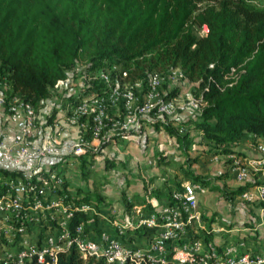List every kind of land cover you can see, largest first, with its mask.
Segmentation results:
<instances>
[{
  "label": "trees",
  "instance_id": "trees-1",
  "mask_svg": "<svg viewBox=\"0 0 264 264\" xmlns=\"http://www.w3.org/2000/svg\"><path fill=\"white\" fill-rule=\"evenodd\" d=\"M257 1L0 0L1 91L7 101L18 97L37 112L54 86L78 65L96 95L108 92L106 82L94 78L106 68H114L108 76L113 83L115 76H123L142 85L155 74L170 77L178 71L183 81L196 86L202 106L187 119L150 125L174 141L186 179L210 186L209 179L192 169V146H203L199 152L216 157L233 155L234 146L246 141H264V7ZM203 26L206 32L200 35ZM177 95L175 90L165 99ZM84 123L80 116L79 124ZM89 158L78 161L84 182ZM213 189L221 190L216 185ZM242 189L222 192L223 198L232 201ZM74 192L76 204L102 208L103 197L96 191ZM154 192L173 201L171 191ZM80 222L87 227L85 233L98 228L96 215L75 213L71 227ZM57 264L108 263L82 260L72 247L58 255Z\"/></svg>",
  "mask_w": 264,
  "mask_h": 264
},
{
  "label": "built area",
  "instance_id": "built-area-1",
  "mask_svg": "<svg viewBox=\"0 0 264 264\" xmlns=\"http://www.w3.org/2000/svg\"><path fill=\"white\" fill-rule=\"evenodd\" d=\"M260 4L264 7V2ZM201 32H206L205 26ZM101 79L107 82V77ZM157 84V78L152 76L150 87L154 89ZM172 102L164 103L160 110L170 113ZM0 107L4 110V122L14 128L9 145L4 144L6 135L0 139V264H57L58 255L72 247L82 260L103 259L108 264H264L262 244L253 248L238 241L218 246L197 237L199 232L194 231L201 230L204 224L197 196L204 190L193 182L181 184L170 205L145 215L138 213L134 221L127 215L112 221L113 232L85 233L87 227L82 222L71 227L75 213L98 216L97 211L89 204H76L77 197L65 185L58 169L38 164L62 150L67 155L58 162L70 163L75 158L78 165L79 158L86 155L82 147L87 141L82 137L70 147L51 138L50 142L36 146L34 108L18 97L7 101L1 88ZM83 114L79 111L78 117ZM96 124L88 126L94 139L98 136ZM255 151L260 156L257 164L264 165V144H258ZM3 170L9 175H4ZM233 174L234 180L241 183L248 178L249 171L237 167ZM261 178L254 191L243 195L247 199L255 196L264 204V173ZM263 225L261 221L258 227ZM143 228L151 231L147 243L129 244L134 236L130 233Z\"/></svg>",
  "mask_w": 264,
  "mask_h": 264
},
{
  "label": "rangeland",
  "instance_id": "rangeland-1",
  "mask_svg": "<svg viewBox=\"0 0 264 264\" xmlns=\"http://www.w3.org/2000/svg\"><path fill=\"white\" fill-rule=\"evenodd\" d=\"M201 33L200 31L199 34ZM113 70L114 68H106L94 74L95 79L107 77L108 92L99 96L89 91L90 83L82 76L81 65L68 74L66 81L58 83L51 90V97L37 109L33 139L35 145L40 146L50 142L51 138H57L61 146L71 147L83 137L87 144L82 147V151L86 154L89 152L91 162V166L85 168L86 172H89L87 178L94 181V186L104 197H108V200L117 197L120 199L123 191L129 196L139 190L142 194L143 187L150 185L161 193L180 192L181 184L191 182L186 179L183 168H180L184 161L183 157L174 141L162 130H154L150 122L187 119L197 113L202 103L200 98L195 96L196 86L183 81L178 71H174L170 77L153 75L158 82L154 89L150 87L149 81L145 85L131 84L124 80L123 76H115L116 80L113 83L108 78ZM175 90L178 91V95L171 99L173 101L171 112H162L161 106L169 102L165 97ZM70 98L71 102L68 100ZM78 107H81V110H77ZM79 111L85 113L84 126L78 124ZM0 119L3 128L6 122L4 117ZM90 121L94 124L99 123L96 124L98 128L96 139L90 136L88 128L91 125ZM258 144H264V141L258 139ZM100 145L104 147L102 150L98 149ZM257 145H251L246 141L234 146L233 155L216 157H206L199 152L204 149L203 146L195 145L189 150V154L194 157L192 169L197 175L209 179L211 183L206 197H209L212 206L201 203L204 205H201L202 207L209 209L204 213L205 217L211 216L210 221H207L208 225L216 223L220 227L228 224L240 227L249 226L247 221L252 216H256V220L264 219V204L258 202L255 196L247 199L243 195L245 192L254 191L262 181L264 165L257 164L260 159L255 151ZM155 152L158 154L155 155ZM66 155V152L61 150L57 155L45 158L38 165L39 167L44 165L47 169L49 167H52V170L58 169L60 177L67 181L68 188L75 190L81 181V173L74 161L75 158H71L70 163L62 162L55 167V163L63 160ZM237 167L249 171L244 182L238 183L234 180L233 173ZM215 185L222 191H215L213 189ZM239 188L247 190L243 191L241 197L232 200L234 204L225 203L222 192L232 193ZM104 203L109 204L108 201ZM112 203L111 210L116 213L119 207L114 201ZM249 227L253 228L252 225ZM91 232H94V229Z\"/></svg>",
  "mask_w": 264,
  "mask_h": 264
},
{
  "label": "crops",
  "instance_id": "crops-1",
  "mask_svg": "<svg viewBox=\"0 0 264 264\" xmlns=\"http://www.w3.org/2000/svg\"><path fill=\"white\" fill-rule=\"evenodd\" d=\"M259 2H264L263 0H258ZM4 117V110L2 107H0V118ZM6 134V138L4 139V144L9 145L12 141V136L14 134V128H12L10 125H6L5 127H1V119H0V139L3 135ZM89 154H86L85 156H88ZM84 156V157H85ZM44 167V165H43ZM50 168V167H49ZM78 168V167H77ZM94 181L92 179H88V181L84 182L82 179L80 181V185L76 188H80L83 192L86 190L90 192L96 191L103 197L104 202H109V204H105L103 202L102 208L97 211L98 214V224L96 230L94 232L100 233V232H113L114 227L112 226L111 222L116 220H121V218L124 215L129 216L133 221L136 220V216L138 213H142L143 215L147 214L148 212L158 210L160 207L170 205L172 202H169L164 197H157V194H155L153 189V185L150 186H144L141 194L139 191H137L136 194L132 193V196H129L127 193H124V191L120 194V199L114 198V200H108L106 197L102 195L101 191H98L96 186H94ZM187 182V181H186ZM198 184V183H196ZM101 186V184H99ZM201 186V185H200ZM203 188V192L199 193L197 198L199 202V209L202 215L203 220V228L201 230H197L194 232H199L197 237L203 239L204 241L213 242L214 244L218 246H223L228 243H237L238 241H243L248 247L252 246L253 248L257 247V244L264 245V225L258 227V225L261 223V221L264 222V219L251 217V219L248 222V225H252L253 228L250 229L247 225H241L239 226H231L230 224L226 226L220 227L218 224L216 225L211 223V225H208L207 221L211 219L210 215H207L205 217L204 213L206 210H209L208 208L205 209L204 205L212 206L211 201L209 200V197H206L207 194H209L210 186H201ZM220 188V187H219ZM181 190V189H180ZM222 190V189H221ZM244 190H247L246 188H243L241 193L237 196H234L233 200L237 197H241V194ZM216 191V190H215ZM71 192H74L72 190ZM75 193V192H74ZM211 193V192H210ZM171 195H173L171 193ZM206 197V198H203ZM208 200V201H204ZM116 204L117 207H119L116 210V213L112 212V206L113 203ZM174 201V200H173ZM227 204H234L233 201H224ZM203 203V204H201ZM121 204V205H119ZM129 205V206H127ZM202 205V206H201ZM122 208V209H120ZM207 213V212H206ZM141 215V214H140ZM217 216V215H216ZM100 217L102 219H100ZM105 221H102V220ZM206 221V222H205ZM253 223V224H252ZM256 223V224H254ZM102 225V226H101ZM220 230V232H216ZM252 231V232H251ZM151 233L149 229H138L130 233L132 236V239L129 241L132 245L142 246L147 243V236ZM142 234V235H141ZM194 236V235H192Z\"/></svg>",
  "mask_w": 264,
  "mask_h": 264
}]
</instances>
